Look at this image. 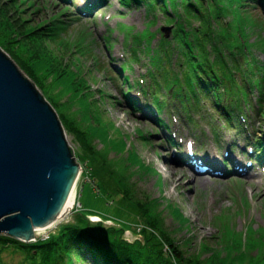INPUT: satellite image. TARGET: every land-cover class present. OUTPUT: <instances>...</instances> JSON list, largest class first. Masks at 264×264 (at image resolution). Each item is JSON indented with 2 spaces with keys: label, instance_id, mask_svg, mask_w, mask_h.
<instances>
[{
  "label": "rangeland",
  "instance_id": "rangeland-1",
  "mask_svg": "<svg viewBox=\"0 0 264 264\" xmlns=\"http://www.w3.org/2000/svg\"><path fill=\"white\" fill-rule=\"evenodd\" d=\"M99 1L102 2L96 5L98 0H2L7 3L4 8L14 12L16 19L28 16L32 20L26 29L62 15L65 10L69 14L61 18H80L71 22L69 32L64 34L66 39L59 44H49L51 53L63 58L67 56V76L57 79L41 71L36 78L38 84L21 69L53 106L59 119L60 115L72 119L78 129L86 133L88 144L93 148L92 152L87 151L78 137L66 131L61 120L75 160L80 165L77 203L74 214L35 239H47L62 226L78 223L81 216L91 213L111 220L103 222L105 227L127 229L124 238L129 242L141 241L142 237L152 244L162 242L166 246L163 240L166 232L187 253L199 250V258L205 264H264V168L256 164L251 167L243 158L240 175L226 171L224 165V153L232 152V149L236 152L230 146L232 142H237L246 152L250 148L245 141L244 126L237 121L232 129L239 130L242 126L243 131L236 135L208 101L199 110L190 107L184 111L180 100L169 97L163 88L161 92L157 90V94L162 100L173 103V107H167L168 112H164L163 118L173 123L171 129L174 128L177 138L182 139V153H179L178 144H168L170 129L160 127L150 116L151 110L146 113L133 110L129 98L142 105L149 103L134 85L139 80L149 85V72H154L162 85L166 81L173 82L176 76L178 84L183 85L186 68L180 71V78L179 66L183 65V60L175 55L179 45L175 42L167 45L162 40V46L159 44L161 33L157 29L170 22L160 12L155 13L157 18H150L144 5L122 9L120 0ZM223 5L232 7V15L240 13L234 4ZM256 8L253 15L264 16L263 9ZM87 10L90 11L87 13ZM230 18V35L241 38L242 27L238 30L237 21L231 15ZM256 30L251 29V40L246 39V45L236 50L237 57L243 58L242 66L235 64L232 69L247 76L253 86H259V89H253L251 96L258 106L264 71L262 73L254 65L258 61L264 62V33L261 36L262 29L257 27ZM76 42H80L78 49L74 47ZM0 46L6 47L2 35ZM124 64L125 72L121 69ZM77 77L82 78L73 84ZM127 77L133 84L128 96L130 83L126 81ZM185 112H190L196 130L186 122L191 118L185 117ZM211 124L220 128L222 146L216 145ZM246 126L249 132L264 139L263 113L257 117L253 115ZM190 141H194L195 156L205 160L198 166L213 164L200 153L204 150L200 144L203 141L215 151L213 155L219 166L214 168L223 170L225 175L216 177L200 172L196 182L191 176L180 177L177 181L170 179V173L164 171L166 161L173 163L174 169L187 165L191 159L186 155L185 144ZM125 189H129V197H124ZM77 212L80 215H75ZM169 255L165 252V257L174 262ZM19 256H4V259L15 263ZM69 264L82 263L73 261Z\"/></svg>",
  "mask_w": 264,
  "mask_h": 264
},
{
  "label": "trees",
  "instance_id": "trees-1",
  "mask_svg": "<svg viewBox=\"0 0 264 264\" xmlns=\"http://www.w3.org/2000/svg\"><path fill=\"white\" fill-rule=\"evenodd\" d=\"M120 3L127 8L144 5L148 14L154 16L160 12L173 26L171 38H163L162 41H166L167 45L173 42L179 45L175 55L183 60V65L179 66L180 78V71L186 68L183 85L178 84L179 79L176 76L173 82L166 81L162 86L154 73H150L158 92L164 88L170 97L179 99L181 106L186 109L188 105L189 109L196 107L199 110V107L208 101L219 116L224 118L229 128H234L237 121L250 122L252 115H249L248 111H252L256 117L259 113L264 114V76L262 90H259L262 98L257 106L251 96L253 89H259V86H253L247 76H242L232 69L235 64L242 66L243 58L237 57L236 50L246 45V39L250 38L249 31L255 29L257 32L258 27L262 29L261 36L264 33V16L253 15L256 6L264 11V0H120ZM223 4L236 5V10L240 13L237 16L232 15V7L227 8ZM6 5V2L0 0V35L6 44V47L2 48L37 83L36 78L41 71L57 79L67 76V56L63 58L51 53L49 44H59L63 38L66 39L64 34L69 32L71 22L80 18H61L69 14L65 10L62 15L32 24L31 29H26V25L32 23V20H29L28 16L26 19H16L14 12L4 8ZM230 15L237 21L238 30L242 27L241 38L229 33ZM79 44L80 42H76L74 47L78 49ZM62 47L65 48V45ZM258 63L264 64L260 61ZM258 63L256 62L254 67L263 73L264 65L262 68ZM81 78L77 77L72 81L73 84ZM137 85L140 86V83L137 82ZM84 86L88 88L87 84ZM153 100L154 106L162 113L167 102L157 95ZM51 103L54 105L52 101ZM130 103L134 109L141 110L138 102L130 100ZM60 117L66 131L78 137L83 147L92 152L93 148L88 144L86 133L79 130L72 119H66L63 115ZM158 121L168 127L164 120ZM214 128V134L218 137L219 128ZM242 128L239 126L240 132L243 131ZM252 144L256 149L257 160L264 162V139L255 136ZM128 190L123 191L124 197L130 196ZM75 215L80 214L77 212ZM87 215L81 216L78 223L62 226L46 241H38L36 244H25L0 235V264H69L73 261L82 264H205V261L199 258V250L187 253L166 232L163 235L166 246L162 242L152 244L150 240L145 241L142 237L141 241L130 243L124 238L127 229L105 227L103 222L92 223ZM165 252L170 254L174 262L165 257ZM10 255L22 257L19 256L20 259L15 263H9L4 256Z\"/></svg>",
  "mask_w": 264,
  "mask_h": 264
},
{
  "label": "water",
  "instance_id": "water-1",
  "mask_svg": "<svg viewBox=\"0 0 264 264\" xmlns=\"http://www.w3.org/2000/svg\"><path fill=\"white\" fill-rule=\"evenodd\" d=\"M79 171L57 112L0 46V235L34 239L69 204Z\"/></svg>",
  "mask_w": 264,
  "mask_h": 264
},
{
  "label": "bare ground",
  "instance_id": "bare-ground-1",
  "mask_svg": "<svg viewBox=\"0 0 264 264\" xmlns=\"http://www.w3.org/2000/svg\"><path fill=\"white\" fill-rule=\"evenodd\" d=\"M99 3L97 2L96 5H98ZM147 107L149 108V106L147 105ZM210 150V153L207 151L204 155H206V158L204 159H208L210 160L215 166H219V162L215 159L214 151L213 149H208ZM205 157V156H204ZM232 158L235 159H239L237 156H232ZM240 160V159H239ZM165 169L164 171L166 173H170V179L177 181L180 177H183V179L185 177H192L194 182L198 181L200 178H198L199 175H197L198 173L194 172L191 167L189 165H184V167H182L181 169H174L173 167V163L166 161L165 164ZM189 170H191L192 173L189 172ZM246 171V170H245ZM80 174L81 171H79V175L77 176L75 182L73 183V186L67 196V202L69 204H66L65 207H63L61 209V211L58 213V215L51 221L49 222L47 225H45L44 227L41 228H37L34 230L35 235H41L42 233L47 232L49 229L53 228L56 226V224L64 217L66 216L68 213H70L72 210L75 209L76 203H77V189H78V183L80 180Z\"/></svg>",
  "mask_w": 264,
  "mask_h": 264
}]
</instances>
